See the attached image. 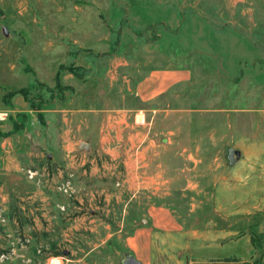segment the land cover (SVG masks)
I'll return each mask as SVG.
<instances>
[{"label": "rangeland", "instance_id": "rangeland-1", "mask_svg": "<svg viewBox=\"0 0 264 264\" xmlns=\"http://www.w3.org/2000/svg\"><path fill=\"white\" fill-rule=\"evenodd\" d=\"M251 142L264 0H0V264H122L160 209L186 231L240 230L241 255L230 236L211 264H264V206L227 215Z\"/></svg>", "mask_w": 264, "mask_h": 264}, {"label": "crops", "instance_id": "crops-1", "mask_svg": "<svg viewBox=\"0 0 264 264\" xmlns=\"http://www.w3.org/2000/svg\"><path fill=\"white\" fill-rule=\"evenodd\" d=\"M74 115L76 114H72L71 116ZM125 118V115H115L113 116L112 121L121 122L125 120ZM62 120L64 119L62 118ZM117 128V130L123 131V128ZM136 136L132 134V131H130V133L128 134V140L131 148L137 142ZM62 139H64L65 142V144L62 146L63 150H69L73 147V144L71 142L72 140L68 135H63ZM150 146L151 143L146 147V149H142L141 152L146 153L148 151H151ZM248 148L254 153L252 163L253 176L251 178V181H249L246 185L238 184L235 187H229L230 196L228 198L235 199L236 202L233 203L232 200L227 202L228 205H235L234 209L227 211V215H234L237 218H240L241 222L245 218V215L249 214V209L246 210V207H248L246 201L248 203H252L251 205H254L252 206L253 208H255V206L258 204L260 206H264V163H260L261 157H264V148H261V144L257 142H251V146ZM128 150L131 151L130 153H132L133 151L130 150V148H128ZM131 155L133 154H130V156ZM64 163L66 162L64 161ZM131 165L133 169L134 164L130 163L129 166ZM261 168L262 170H260ZM134 176V172L131 171V179H133ZM229 178L232 180V183L238 182L239 180L237 176L235 178ZM131 183H133V181ZM232 190H236L235 197H231L233 192ZM149 218L151 221L150 225H143V227L135 228L134 235L128 239V246L133 251L135 256L134 258L142 264H211V261L214 259V257L209 256L212 254L213 249L220 246L224 248L221 243L223 239H228L230 236H236L233 241L235 243L232 246L236 249L232 254H235L236 256L241 255V253H239V246L244 236L241 237L240 235H237L239 234L240 230L239 232H231L229 231L230 229L225 231L217 230L215 228V224H208L205 225V230L203 232H198L199 230H197L196 228L186 231L182 226H178L176 224L174 218H172L169 212L163 209L153 211L151 214H149ZM141 222L145 223L146 219L142 218ZM158 242V246H155V244H157ZM166 242L168 246H166ZM176 242L178 243V245L176 244ZM218 243H220V245ZM171 248L173 249L169 250ZM166 250H169L173 253L176 251L187 250L189 252V259L187 262H185L178 256H164L165 254H167ZM198 250H203L204 258L197 256Z\"/></svg>", "mask_w": 264, "mask_h": 264}, {"label": "water", "instance_id": "water-1", "mask_svg": "<svg viewBox=\"0 0 264 264\" xmlns=\"http://www.w3.org/2000/svg\"><path fill=\"white\" fill-rule=\"evenodd\" d=\"M88 147L89 145L85 143L81 145V149L83 150H87ZM238 158H239L238 152H234L232 149H227V160L229 165H232L234 161ZM122 264H142V263L138 262L133 256H129Z\"/></svg>", "mask_w": 264, "mask_h": 264}, {"label": "bare ground", "instance_id": "bare-ground-1", "mask_svg": "<svg viewBox=\"0 0 264 264\" xmlns=\"http://www.w3.org/2000/svg\"><path fill=\"white\" fill-rule=\"evenodd\" d=\"M50 264H60V261L57 259H53V260H51Z\"/></svg>", "mask_w": 264, "mask_h": 264}]
</instances>
